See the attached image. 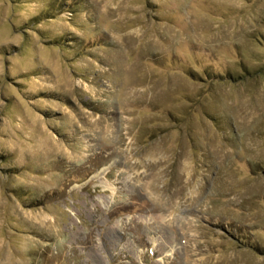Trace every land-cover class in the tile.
Returning a JSON list of instances; mask_svg holds the SVG:
<instances>
[{"label": "rangeland", "instance_id": "obj_1", "mask_svg": "<svg viewBox=\"0 0 264 264\" xmlns=\"http://www.w3.org/2000/svg\"><path fill=\"white\" fill-rule=\"evenodd\" d=\"M0 264H264V0H0Z\"/></svg>", "mask_w": 264, "mask_h": 264}]
</instances>
